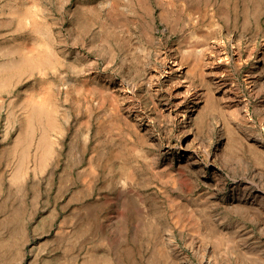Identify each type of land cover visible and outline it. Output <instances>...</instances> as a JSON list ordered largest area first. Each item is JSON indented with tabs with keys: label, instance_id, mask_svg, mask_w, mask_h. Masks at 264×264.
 I'll return each instance as SVG.
<instances>
[{
	"label": "rangeland",
	"instance_id": "rangeland-1",
	"mask_svg": "<svg viewBox=\"0 0 264 264\" xmlns=\"http://www.w3.org/2000/svg\"><path fill=\"white\" fill-rule=\"evenodd\" d=\"M0 264H264V0H0Z\"/></svg>",
	"mask_w": 264,
	"mask_h": 264
},
{
	"label": "bare ground",
	"instance_id": "bare-ground-1",
	"mask_svg": "<svg viewBox=\"0 0 264 264\" xmlns=\"http://www.w3.org/2000/svg\"><path fill=\"white\" fill-rule=\"evenodd\" d=\"M176 65V64H175ZM177 65H179V64H177ZM180 67V66H179ZM193 112H194V108H193V104H190L189 105V107L187 108V109H185V112H184V121H183V130H187V129H190V124H191V117H192V114H193ZM217 154V153H216ZM222 155V154H221ZM41 156H42V154H41ZM217 157H218V155H217ZM221 157V156H220ZM225 158V157H224ZM220 159V158H219ZM216 161H218V160H216ZM226 162V161H225ZM224 163V162H223ZM232 166V165H231ZM245 167V166H244ZM246 168V167H245ZM256 169H257V167H256ZM254 171H256L255 169H254ZM14 172H16V170L14 171ZM249 173V172H248ZM248 173H246V174H248ZM251 173V172H250ZM14 174V173H13ZM15 174H17V173H15ZM256 174H261V172H258V173H256ZM17 175H19V174H17ZM15 176V175H14ZM246 176V175H245ZM251 176H252V174H251ZM18 177V176H17ZM254 177V176H253ZM259 177V176H258ZM15 178V177H14ZM245 178V177H244ZM256 178V177H255ZM12 179V178H11ZM249 179V178H248ZM14 180V179H13ZM15 210V209H14ZM13 210V211H14ZM15 212V211H14ZM15 215V214H14ZM16 217V216H15ZM14 217V218H15ZM12 218V217H11ZM13 218V219H14ZM14 221V220H13ZM201 249V248H200ZM200 251H203L202 249L200 250ZM202 253V252H201Z\"/></svg>",
	"mask_w": 264,
	"mask_h": 264
}]
</instances>
